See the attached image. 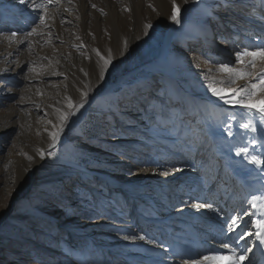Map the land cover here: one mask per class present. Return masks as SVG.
<instances>
[{
  "label": "rangeland",
  "instance_id": "374dc122",
  "mask_svg": "<svg viewBox=\"0 0 264 264\" xmlns=\"http://www.w3.org/2000/svg\"><path fill=\"white\" fill-rule=\"evenodd\" d=\"M158 1L53 0L40 24L41 13L30 4L0 0V47L9 48L14 65L0 76V130L6 128L0 132V264H159L146 244L161 248L160 240L169 243L187 223L180 215L169 216L182 209V200L189 198L185 191L192 187L176 179L181 174L176 169L196 171L208 191L224 178L229 194L215 205L230 207L228 199L237 189L229 180L226 152L236 154L242 147L245 119L242 108L207 90V78L221 65L241 68L237 51L264 46V0H206L198 11L188 5L179 24L188 21L190 27L175 34L170 48L167 30L157 24L160 8L171 0ZM114 2L124 22L118 30ZM32 28L37 34L26 36ZM126 31L134 37L127 48L118 41L121 62L110 64L102 80L103 61L96 51L107 57ZM144 40H154L146 55ZM174 52L178 55L172 58ZM55 55L69 67L58 71L57 81L47 75L60 65ZM122 77L108 98L80 116L81 108ZM247 82L238 80L232 87ZM216 107L226 113L220 124ZM40 110L46 122L37 131L32 115ZM62 112L72 114L52 146L49 133L57 130L52 125L59 126ZM222 234L232 235L226 225Z\"/></svg>",
  "mask_w": 264,
  "mask_h": 264
},
{
  "label": "bare ground",
  "instance_id": "6f19581e",
  "mask_svg": "<svg viewBox=\"0 0 264 264\" xmlns=\"http://www.w3.org/2000/svg\"><path fill=\"white\" fill-rule=\"evenodd\" d=\"M82 1H83V3H85V0H82ZM103 1L107 2V4L111 3L110 0H103ZM131 1L134 4V2L136 0H131ZM164 1H166V0H164ZM164 1L160 0V2L159 1L158 2L160 4H163ZM177 3L181 5V13H182V11H184L188 5H191L190 7H193V9L195 8V10L198 11L199 7L202 4H206V0H188V2L186 4L184 3V0H177ZM112 5L115 7L116 3L114 2V3H112ZM239 5L240 4L238 3V5H236V7ZM163 6L164 7L160 8L162 11V17H161L160 23H158L157 25L159 27H162V28L167 30L168 35H167V38L165 41V46L167 48H170V46L174 40L175 34L183 32V30H185V27L186 26L188 27L190 24L187 21V22H182L179 25L177 24V26L175 27L176 23H174L170 19L171 10H172V2H170V5L163 4ZM131 9H132V7H131ZM135 10L138 11L137 9H135ZM92 11H91V13H92ZM111 13H114L115 15H117L116 18L119 19V21H116V23H115L117 30H118V28L120 26L122 27L124 22H122L123 20L122 21L120 20L121 18H119L120 16L117 14L118 11H117L116 7L111 9ZM137 15H138V17L143 19L141 17L140 11L137 12ZM137 15H136V17H137ZM68 16L72 17L73 15L68 14ZM180 16H181V14H180ZM140 18H138V19L140 20ZM181 18L182 17H180V19ZM138 19H137V22L139 21ZM133 25H132V27H133ZM146 30L148 31V29H146ZM175 31H177V32H175ZM136 35H137V33L135 34V36ZM133 37L129 33H127V31H126L125 34H121L119 40L116 41V44H114V46L112 45L110 49L108 48L109 50H111V55H112V63L111 64H118L119 62H121L119 60L118 55H119L120 51L122 50V48H121V50H119L118 48L115 47L118 44V41H120L121 43H125V41L130 40V38L132 39ZM139 37H140V35H139ZM143 38H144V36H143ZM113 39H117V37L113 38ZM226 40H227V38H226ZM136 41H137V39H136ZM153 41L154 40H151V41H149V43L145 41L146 45L144 48H141L142 49L141 53H144L145 55L148 54V51L150 50L149 48H150L151 44H153ZM228 41L230 42V44L233 43V39H230ZM236 42L238 43V41H236ZM127 43H128V41H127ZM143 43H141V44H143ZM0 49H1V52H3V56H0V59L3 60V61L0 60V76L1 75L4 76L5 72H8L11 68L13 69L14 65L13 66L11 65V63L9 61L11 58H10V56H7L10 52L6 53L7 49H9V48H6V46L3 45L2 47H0ZM109 50H108V53H109ZM108 53H107V55H108ZM121 55L123 56V54H121ZM121 55H120V57H121ZM176 55H178V54L174 52L172 54V58H174ZM55 57H57L59 59L60 65H57V67H54V69H51L52 70V71H50L51 73L47 74V75H48L49 79L57 81L61 75V74H59L60 72H58V71L62 70V69L63 70L69 69V67L67 66V61L65 59H62L60 56H57V55H55ZM54 60H53V62L57 63V61L56 60L54 61ZM132 61H131V64H132ZM172 61H173V59H172ZM257 61L259 62V58H257ZM193 63H195V61H193ZM140 64H144L145 65V66H143L144 68H146V66H148V68H151L150 62H147V63L141 62ZM140 64H137L135 67H138ZM241 67H243V66H241ZM15 71L16 70L14 69V72ZM136 71H133V72H136ZM133 72H131L130 74H132ZM163 72L166 75L174 76L173 74L169 73L168 71H166V72L163 71ZM106 73H108V72L106 71ZM220 74H221V76H220ZM222 74H224V73H222L220 71L219 72H213L210 75H208V77H212L217 81H220V80L226 81L228 79L227 74L226 75H222ZM128 76L129 75H127L126 77H128ZM126 77H122L121 78L122 80L120 79L121 82ZM105 79H106V74L102 80H105ZM220 86L221 87H228L225 84H221ZM111 87L104 90L103 92H100L92 100L93 102L90 101L87 105H85L83 108H81L80 109L81 110L80 116L83 117L84 115H86L89 108L91 106H93V104L98 99H103V97L105 99L108 98L110 96L109 92L112 90ZM37 101H39V100H37ZM38 103L41 104L43 108L45 107L44 102H38ZM242 110H243L242 118L244 117V119H245L243 121L247 122L249 119H252V122L256 125V131L255 132H251V130L246 131V129H244L242 131L244 133L242 147H247L249 149L250 154H256V155H260V156L264 157V122L260 121L258 116L253 117L247 112V110H245V109H242ZM41 112H43V111L42 110H40L38 112L36 111V113L34 115H32L35 118V125H36L35 128L37 129V131L41 130L42 126L46 122L45 117L40 115ZM221 113H224V115L226 114L219 107H216L214 110V115L216 117V121L218 122V124L221 123V121H220V119L222 118ZM247 115H250L251 117H248ZM235 125H237V123H235ZM4 129H6V128L3 127L0 130V132L3 131ZM50 132H52V131H50ZM218 132L221 133L220 131H218ZM223 134H224V132H223ZM215 137L220 139V141L223 138V136H221L219 134L215 135ZM225 148H228V147L225 146ZM222 152L223 151H221V154H222ZM233 154L229 150H228V152H226L227 163H225V164L227 165V167H229L228 172H230L232 174V176H231V174L228 175L229 180L234 182L236 189H237L236 193L233 196L229 197V199H228L229 200V206H230L228 209H221V208L219 209L215 205L217 203V201L220 202V197L224 196L225 193L229 194L228 189H226L223 185V182H225V183L227 182L224 180V178H220V182L218 183V186L216 187L215 190L211 191V189H210V191H208V190H206V188H204L205 181H203V178L199 177V174L196 171H194V172L192 171L193 174H188V173H185L184 170H182V171H180L181 174H178L177 177L174 176V177H176V179L178 178L181 180H185V182H188L187 187L190 184L192 185V187L188 191H185L186 194L187 193L189 194L188 196L191 199L187 198L186 200H182V209L179 210L178 212L177 211L176 212H170L169 216H170V218H172L174 215H180L182 218H186L187 223H186L185 227L183 226L184 227L183 230L181 229L179 232L175 231L172 234L171 239H170L171 241L169 243H167L165 241L162 242L160 240L159 243H162L161 248L154 247V245H157V244L156 243L153 244V242H149L146 244L147 247H149L151 249V251H153V255L157 259L159 264H180L181 258L193 257V256H196L197 253H211V254L224 255L226 258L222 261L217 262V264H231V258L229 256L228 251L226 249H222V248L218 247V245L221 242H228L230 244V246L236 248L237 252L243 251V249L245 247L251 248L252 251L248 254V259L243 261V264H264V250L262 249V246H264V244H261L260 241L257 240V238L254 234L251 236H245V239L240 240L238 242V244L232 243V241H234L239 236L241 231L247 230L248 232H252V233H254L256 231V229L254 227V223H250V218L247 214H245V210H247V212L255 211L251 207L250 201H251V198L253 195H259L260 190L264 191V168L249 163L247 157L244 156L243 154L242 155H236V154L233 155ZM224 156H225V154H224ZM224 162H225V160H224ZM15 163H16V161H15ZM222 172H225V171L223 170ZM171 176H173V173ZM228 176H227V174L224 175V177L227 180H228ZM172 178H169V179L171 180ZM189 181H190V183H189ZM206 182H207V180H206ZM197 186H199L200 188H197ZM193 187L195 189H193ZM262 196H264V193ZM204 200H205V202L206 201L210 202V204L212 205V208H206L205 207V208H199L198 209V208L194 207L195 204L199 203L200 201L202 202ZM240 205L242 206L241 208H239ZM233 216H235V217H233ZM231 217L238 218L239 228H237L234 232H231L232 233L231 238H230V236H229V238H223L222 233L224 231L226 222H228V219H230ZM257 218H259V212H257L255 216L251 217L252 221H255V219H257Z\"/></svg>",
  "mask_w": 264,
  "mask_h": 264
},
{
  "label": "snow or ice",
  "instance_id": "6c2138e0",
  "mask_svg": "<svg viewBox=\"0 0 264 264\" xmlns=\"http://www.w3.org/2000/svg\"><path fill=\"white\" fill-rule=\"evenodd\" d=\"M52 2L53 0H42L40 3H37V0H19L20 4H30L34 12L38 11L41 13L39 16L40 24H45L46 17L48 15L47 5L51 4ZM56 2H58V0H56ZM171 2L172 10L170 19L174 23L179 24L181 22V5L177 3V0H171ZM187 2L188 0H184L185 4ZM92 7L95 8L96 5H92ZM145 27L152 28L153 25L147 24ZM34 34H37V28H32L30 32L26 33V36H32ZM16 35V32L12 33L13 37ZM124 47L127 48V41H125ZM96 55L103 61L99 73L100 77L103 78L109 65L112 63L111 50H109L107 57L102 55L99 50L96 51ZM236 57L237 62L244 67L236 68L230 67L226 64L221 65L219 71L227 74L228 79L226 81H217L212 77H208L207 90L210 91L213 96L222 100L225 104L238 106L242 109H245L251 116H258L260 121L264 122V46H257L254 50H249V48L245 47L236 52ZM257 58H259L260 62L259 70H256ZM253 77H255L254 82H252ZM238 80H245L249 82L245 83L241 87H232V85H235ZM218 84H225L228 87H219ZM82 95L86 97L87 92L82 93ZM79 106L83 107V101ZM68 107H74L71 98H68ZM57 111L59 112V110ZM71 114V112L60 113L59 126L55 124L52 125L54 129H57L56 131L49 133L52 138V146H55V144L58 142L60 131L63 130V126ZM49 123L51 124L52 122L49 121ZM240 127L246 130L250 129L253 132L256 131V125L252 122V119L242 123ZM236 154H243L247 157L249 163L264 168V157L256 154H250L247 147H240ZM40 155L41 157L44 156L43 150L40 151ZM29 159H31V157H29ZM176 171H182V169H176ZM163 174L167 176L169 173L165 171ZM250 205L255 211L247 212V210H245V214L249 216L250 223H254L256 231L254 233L248 232L247 230L241 231L239 236L234 241H232L234 244H238L240 240H244L245 236H251L253 234L261 244H264V196L253 195ZM194 207L198 209L205 207L212 208V205L208 203H197L194 205ZM257 212H259V218L255 219V221H251V217L255 216ZM237 228H239L238 218H230V222H226L227 232H234ZM136 238L137 237H131V239ZM138 238L140 240L146 239V237L143 235L139 236ZM125 239H129V237L126 236ZM218 247L228 251L231 258V264H243V261L248 259V254L252 251L251 248L245 247L243 251L237 252L236 248L230 246L228 242H221ZM225 258L226 257L224 255L220 254L197 253L196 256L193 257L181 258L180 264H217V262L222 261Z\"/></svg>",
  "mask_w": 264,
  "mask_h": 264
},
{
  "label": "water",
  "instance_id": "95a60500",
  "mask_svg": "<svg viewBox=\"0 0 264 264\" xmlns=\"http://www.w3.org/2000/svg\"><path fill=\"white\" fill-rule=\"evenodd\" d=\"M146 68H148V67H146ZM121 80H122V79H121ZM121 80H120V81H119L117 84L113 85L111 88H113V89H114V88H116V87H117V85L119 86V85H120L119 83L121 82ZM124 80H125V78H124ZM124 80H123V81H124Z\"/></svg>",
  "mask_w": 264,
  "mask_h": 264
}]
</instances>
